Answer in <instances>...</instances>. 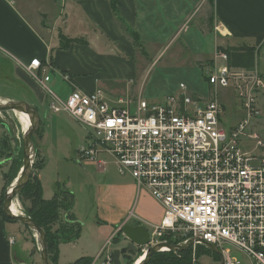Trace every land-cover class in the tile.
I'll return each instance as SVG.
<instances>
[{"label":"built area","instance_id":"2783aa9c","mask_svg":"<svg viewBox=\"0 0 264 264\" xmlns=\"http://www.w3.org/2000/svg\"><path fill=\"white\" fill-rule=\"evenodd\" d=\"M215 62L208 76L214 88L209 100L192 97L181 83V93L160 102L119 97L111 104L102 90L77 88L68 74L63 78L74 89L67 99L48 89L53 113L66 112L91 129L89 142L79 149L80 160L103 165L99 155L109 154L121 174H131L164 207L161 223L144 225L150 242L138 248L133 264L145 258L150 246L167 241L162 239L166 235L178 243L193 241V263L197 247L208 243L220 250L224 264H264V153L239 143L251 116L259 114L264 79L258 70L234 69L225 51H217ZM50 68L38 58L27 65L43 83L50 79ZM229 85L249 115L231 129L221 123L218 100V88ZM250 136L264 146L257 134ZM98 258L114 264L107 247Z\"/></svg>","mask_w":264,"mask_h":264},{"label":"crops","instance_id":"0c3cea01","mask_svg":"<svg viewBox=\"0 0 264 264\" xmlns=\"http://www.w3.org/2000/svg\"><path fill=\"white\" fill-rule=\"evenodd\" d=\"M203 4L207 8L208 30L214 34L215 52H227L229 65L234 69L258 70L264 79V0H0V65L11 62L15 69L12 68L10 76L23 82L27 74L31 75L43 89H50L60 99L63 98L49 87L48 82L52 79L51 73L62 77L68 74L77 88L88 92L103 90L108 101L114 104L119 97L127 95H114L112 89L105 93L100 81L75 79L73 73H82L85 71L83 67L87 69L107 58L124 71L127 69L124 56L136 54L134 40H140L141 48V40L146 39L145 34L151 25H165L167 19L183 15L188 17L190 11L187 8L195 5L197 11ZM34 58L51 64L48 82L37 80L27 70ZM0 76H4L1 85L13 86L6 80L5 72L0 70ZM112 82L114 84V79ZM71 86L72 91L74 86ZM262 91L259 96L264 94ZM0 96L1 100H14L9 95ZM104 155L106 153H101L99 159ZM105 161L103 165L87 161L95 163L99 172L105 175L97 185L99 222L90 224L88 232L84 224L81 225L76 240L59 244L58 264H74L82 257H89L92 259L90 264H96L104 247L114 251L128 244L121 229L124 224L157 225L164 217L163 205L147 189L140 188L129 173L123 177L114 175L113 157ZM4 173L5 170L0 171V264H27L24 256L32 252L34 244L25 235L21 236V222L9 221L3 213ZM53 195L54 192L43 189L44 198ZM114 203L123 207L117 213ZM72 213L79 222L74 208ZM62 217L65 220V214ZM120 232L127 239L124 244L115 242ZM12 238L14 242L11 243ZM193 264H198V260Z\"/></svg>","mask_w":264,"mask_h":264},{"label":"rangeland","instance_id":"374dc122","mask_svg":"<svg viewBox=\"0 0 264 264\" xmlns=\"http://www.w3.org/2000/svg\"><path fill=\"white\" fill-rule=\"evenodd\" d=\"M187 9L190 11L188 17L183 15L180 18L167 19L165 25L162 23L151 25L145 34L146 39L141 40V48L140 40L135 39L136 54L130 53L124 56L127 61L125 66L127 69L124 71L116 67L114 61L107 58L102 63L91 64L87 69L83 67L85 71L82 73H73L75 79L81 78L89 82L98 80L101 87L104 86L102 88L105 93H109L112 89L114 95H127L122 97L132 101H136L140 96L152 103L163 101L171 94L181 93L180 84L185 83L186 92L189 95L201 100H209L214 88L209 83L208 76L216 70L215 38L214 34L208 30L206 5H200L197 11L195 5ZM183 24L185 25L180 30ZM73 55L74 59L78 60L77 56ZM211 58L214 64L210 61ZM219 63L221 61L217 59V64ZM12 68L15 69V66L11 62L0 65V70L7 74L6 80L11 81L13 85L4 87L0 84V95H9L14 100H19L18 97H21L20 100L38 109L41 118L40 126L35 131L33 139L34 161L31 179L38 178L39 174L43 189L49 193L55 192L58 186L70 190L75 196V215L81 225L84 224L87 229L90 224L99 222L97 219L99 210L97 185L99 181L105 179V175L99 172L95 163L80 162L79 149L89 142L91 129L66 112H51L49 92L43 89L31 75L27 74L23 82L16 80L13 75L10 76ZM51 76L52 79L48 82L49 87L63 99H67L71 92V84L58 73H51ZM2 80L4 81V76H0V83ZM38 97L43 101H40ZM218 100L223 107L220 120L227 129H231L234 124L249 116L237 98L232 85L218 88ZM257 108L259 114L251 116L245 134L240 137L239 143L243 148L261 154L264 153V146H258L256 139L250 135L257 134L258 139L264 142V94L259 96ZM42 159L44 165L39 169ZM103 159L109 160L112 156L106 154ZM21 163L23 165L22 123L15 112H0V171L5 170L6 194L17 178L13 179V177L20 173ZM114 175L126 176L119 172L115 163ZM26 196L27 194L23 193L22 197L18 195L16 198L22 205L24 214H26V209L22 200L27 198ZM29 204L30 202L25 199V205ZM121 208H123L121 205L114 203L116 213ZM60 211V219L53 226V231L73 224L68 219V211L66 212L65 209ZM64 214L65 220L62 217ZM19 226L22 229L21 236L25 235L34 244L32 252L24 256V262L42 264L36 233L21 223ZM18 237H20L19 234ZM119 241L124 244L127 239L120 235ZM135 255L136 252H129L122 256V264H127L126 256L136 257ZM35 258L38 259L37 262ZM101 260L102 258L96 260V264H100ZM197 260L198 264H221L220 256L217 262L214 256L205 253L200 254Z\"/></svg>","mask_w":264,"mask_h":264},{"label":"trees","instance_id":"16d2710c","mask_svg":"<svg viewBox=\"0 0 264 264\" xmlns=\"http://www.w3.org/2000/svg\"><path fill=\"white\" fill-rule=\"evenodd\" d=\"M210 61L212 62L213 60L211 59ZM41 137L42 133L40 134V138ZM43 165L44 160L42 159L39 169H41ZM21 167L22 163L19 165V171L21 170ZM16 177L17 175L13 177V179ZM23 193L27 194V198L25 199L30 202L29 205H25V199L22 200V204L24 203L23 205L26 209L25 212L27 215L32 217L40 227L44 229L48 239L49 257L54 264H58L59 244L61 242L74 241L80 236L81 233V223L76 220L72 213L75 205V196L70 190L60 188V186H58L56 187V191L54 192L53 197L49 199L44 198L42 182L39 177L34 180H32L30 177V180L26 183L24 188L19 193V197H22ZM5 196L6 186L3 187V193L1 196L2 204L4 202ZM67 196H69V198H67ZM61 209H65L66 212L68 211V219H70L73 224H70L69 226H62L61 230L53 231V226L60 219ZM5 217L9 221L17 222L13 219L8 218L6 215ZM120 235H122L121 232L119 236ZM119 236L115 237V242L119 241ZM162 239L174 244L178 243V241L174 240L170 235H166ZM197 252L198 257L200 254L212 253V251L209 250L205 245H199L197 247ZM212 254L214 255L216 261H218L219 256L216 253ZM126 258L127 264L134 263L135 259L133 257L126 256ZM91 262V258L82 257L76 260L74 264H90ZM148 264H193L192 248L186 249L184 251L166 250L156 252L152 255Z\"/></svg>","mask_w":264,"mask_h":264},{"label":"water","instance_id":"95a60500","mask_svg":"<svg viewBox=\"0 0 264 264\" xmlns=\"http://www.w3.org/2000/svg\"><path fill=\"white\" fill-rule=\"evenodd\" d=\"M7 111H19L28 114L31 118V125L25 132H23V165L21 167L19 175L15 179V185L11 186L5 196L3 202V213L8 218L13 219L17 222H21L23 225L28 226L30 229H32L36 233L37 240L39 242L42 264H54L49 257L48 239L44 229L40 227L36 223V221L29 215L15 214L11 210L13 201L18 197L19 193L31 177L34 159L33 135L37 128L40 126V114L35 106L23 100H4L3 102H0V112ZM121 229L124 236H126V238L128 239V244L121 248H116L113 251L114 264H122V256L127 255L129 252H137L139 247L148 245L150 242V233L147 227L144 225L124 224ZM192 245L193 241L177 244L168 241L157 243L148 248L147 255L140 264H148L152 255L156 252L161 251L163 247H167L168 250L173 251H184L186 249H189ZM205 245L209 250L217 253L221 257V264H224L220 250L212 244L206 243Z\"/></svg>","mask_w":264,"mask_h":264},{"label":"bare ground","instance_id":"6f19581e","mask_svg":"<svg viewBox=\"0 0 264 264\" xmlns=\"http://www.w3.org/2000/svg\"><path fill=\"white\" fill-rule=\"evenodd\" d=\"M1 97V96H0ZM4 100L0 99V102H3ZM17 114L19 121L22 123L23 126V132H25L31 125V118L28 114L24 113V112H19V111H13ZM16 180L13 182L12 186L15 185ZM21 204L19 202L18 199H15L13 201V205H12V212L15 214H24L23 213V209L21 208ZM36 236V235H35ZM164 249H166V247H163ZM144 260V258H141L139 260V262L137 264H140L142 261Z\"/></svg>","mask_w":264,"mask_h":264},{"label":"snow or ice","instance_id":"6c2138e0","mask_svg":"<svg viewBox=\"0 0 264 264\" xmlns=\"http://www.w3.org/2000/svg\"><path fill=\"white\" fill-rule=\"evenodd\" d=\"M111 123V122H110Z\"/></svg>","mask_w":264,"mask_h":264}]
</instances>
